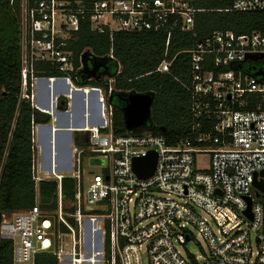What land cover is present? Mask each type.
Segmentation results:
<instances>
[{
  "label": "built area",
  "instance_id": "2783aa9c",
  "mask_svg": "<svg viewBox=\"0 0 264 264\" xmlns=\"http://www.w3.org/2000/svg\"><path fill=\"white\" fill-rule=\"evenodd\" d=\"M193 1L19 0L24 85L30 77L32 87L47 79L52 91L55 84L71 92L72 88L83 89L86 124L90 114L87 94L92 92L97 95L96 108L102 105L103 122L89 130H75L70 117L63 120H69L67 126L73 129L69 172H55L58 166L52 164L40 177L34 176L38 183L58 182L55 212L44 210L37 200L28 210L3 213L0 237L13 242L14 264H35L39 253L55 255L58 264H94L92 257H85L91 254L100 255L99 264H195L197 256L190 258L177 247L188 243L189 225L207 243L203 264H264V190L257 196L254 184L264 181V34L214 30L176 54H190L191 78L185 86L191 96L193 131L174 144L163 135L138 129L114 134L111 97L115 75H104L108 92L104 87L74 82L86 66L82 55L76 67L66 46L83 25L95 33L109 32L111 39L117 31L165 32L166 50L157 71L169 73L176 57L168 53L173 31L197 36L195 16L203 9ZM10 3L14 5L15 0ZM224 11L263 12L264 0H231ZM109 59H115L113 49ZM37 62L53 63L60 75L37 76ZM61 98L66 99L64 110L59 109ZM71 100V93L59 97L53 92L51 108L71 115ZM53 108L37 109L50 114L52 120ZM84 132L88 134L85 147L78 148L75 136ZM150 151L157 153L155 170L142 178L133 163ZM84 153L106 160L102 172L90 177L88 185L83 182L79 159ZM199 153L208 155V168L196 166ZM37 163L34 167L40 171L42 166ZM64 178L77 182L74 213L64 211ZM248 198L252 217L245 213ZM50 215H55V222ZM65 235L70 236L69 248L62 244ZM189 238L195 239L193 235Z\"/></svg>",
  "mask_w": 264,
  "mask_h": 264
},
{
  "label": "trees",
  "instance_id": "16d2710c",
  "mask_svg": "<svg viewBox=\"0 0 264 264\" xmlns=\"http://www.w3.org/2000/svg\"><path fill=\"white\" fill-rule=\"evenodd\" d=\"M192 4L196 8L203 9L195 16L194 32L197 36L194 37V33L175 29L168 50L170 58L180 51L190 49L197 37L207 36L214 30H232L238 34L259 31L264 34V11H224L231 6V0H194ZM66 47L72 51L76 67L81 63V56L88 53L86 50H90L88 54L95 59L107 60L105 66L93 77L86 75V71L91 70L89 64V69L81 70L78 77L74 78V82L77 86L104 87L108 92L109 85L104 80V75H115L111 99L112 126L115 135L127 134L122 113L125 103L118 94L137 92L154 95L151 119L147 126L149 133L163 135L170 144L190 136L193 131L191 96L185 86L191 78L190 54L186 52L178 54L169 73L157 71L166 50L165 32L117 31L113 33L111 39L109 32L95 33L88 25H83L68 41ZM111 49L115 59H109ZM35 69L37 76L60 75L51 62H37ZM74 91L84 92L83 89L72 88V99ZM25 92L28 96H25ZM32 93L31 78L28 77L26 85L22 78L19 0H15L14 5L10 0H0V223L3 213L12 214L33 207L38 191L43 209L53 211L58 206L56 180H41L37 191L33 172L37 153L34 130L38 124L54 125L55 137L52 143H47L48 132L45 131L47 134L39 139V149L42 161L43 158L45 162L50 158L52 163L53 157V161L58 166L59 161L64 160L61 148L65 147V133L60 130L73 129L59 128L62 125L59 124L58 113L53 107L52 121L50 114L35 108L31 100ZM77 96L71 115L62 114L61 120H66L68 117L73 121L79 120L80 106ZM39 105L41 106V103ZM66 105V99L61 98L59 109H66ZM76 126L78 129L75 130L90 129L87 124L84 125L85 128L80 127L83 126L80 124ZM40 132L41 130L38 129V133ZM78 134L75 136V142L77 145H82L83 139ZM42 169L43 167L40 171H43ZM59 170L63 169L55 168V172ZM61 177L65 176L61 175ZM76 186L74 179H62L66 214L75 212V206L67 207L66 201H75ZM67 217L72 225L77 227L75 219L68 215ZM63 230L67 228L63 227ZM85 239L87 244L86 235ZM13 251V242L0 237V264H14ZM95 255L85 257H92L90 263L99 264L100 255ZM35 264H58V259L51 253H39L36 255Z\"/></svg>",
  "mask_w": 264,
  "mask_h": 264
},
{
  "label": "water",
  "instance_id": "95a60500",
  "mask_svg": "<svg viewBox=\"0 0 264 264\" xmlns=\"http://www.w3.org/2000/svg\"><path fill=\"white\" fill-rule=\"evenodd\" d=\"M84 57V64L87 69H89V64L91 65V72L96 73L100 68L104 67L106 64V59H95L91 57L88 53H85L83 55ZM256 74H260V72H256ZM41 83L48 84L47 79H41ZM54 91H52V88L48 87V109L51 108V98ZM70 92V90H69ZM74 93H77V91H74ZM81 95V99L83 102V113L85 112V102L84 97L86 94L84 92L78 93ZM55 95V94H54ZM118 97L122 99L125 103V105L122 108L123 113V119L125 123V127L128 131H136L140 127H147L149 125L150 119H151V107L154 102V95L151 93H137V92H130L126 95L118 94ZM112 99V97H111ZM97 112L99 115L100 121L103 122L102 119V105L99 103L97 104ZM59 124L60 125H66V126H59V128L64 129H70V121L67 122L60 119V113L65 114L64 111H59ZM75 125H83L80 127H84L86 125V120L83 115H81V118H79L78 121H74ZM41 131H47L48 134L46 136V141L48 144H51L55 135H54V125L47 123V124H38L34 130V135L36 130L38 129ZM64 133H67L69 135V143L72 141V131L71 130H60ZM67 150L69 151V144L66 145ZM156 160H157V153L155 151H150L145 157L136 158L133 163V167L135 172L142 178H148L150 177L155 170L156 166ZM255 186L258 189L257 196H259V191L264 190V181H256L254 182ZM246 214H248L250 217H252L251 214V199L248 198V207L245 211Z\"/></svg>",
  "mask_w": 264,
  "mask_h": 264
},
{
  "label": "rangeland",
  "instance_id": "374dc122",
  "mask_svg": "<svg viewBox=\"0 0 264 264\" xmlns=\"http://www.w3.org/2000/svg\"><path fill=\"white\" fill-rule=\"evenodd\" d=\"M86 51L88 53L90 52V50H86ZM84 71H86V70H84ZM86 75L90 76V77H93V74H89L87 71H86ZM104 79H105V77H104ZM122 94L126 95L125 92H122ZM31 96H32L31 97L32 103L37 102L39 96H38V89H37L36 84L33 87V94ZM36 126H35V128H36ZM137 132H150V131L147 129V127H140L137 130ZM44 135H46V133L43 130L40 133H38L37 130L35 132V142H36V149H37V153H36V157H35V160H36L35 166L38 164L37 162L40 161L41 166L45 167V168L42 169L43 171L47 170L46 168L51 167L52 164H56L53 161V157H52V163L50 162L51 161L50 158L46 162H45L44 158H43V161L41 159L40 149H39V147H40L39 139H41ZM87 135L88 134L85 133V132L81 133V134H78V136L81 137V139H83V144L82 145H77L78 148L79 147L80 148L81 147H83V148L85 147V143H86V140H87ZM64 136H65V140H64L65 147L61 148V150H62L61 152H63L64 160H63V162L59 161L58 167H60V168H62V166H66L65 168H67V166L69 164H71V162H72L71 151L70 150L68 151L67 148H66V145L69 144V140H68L69 139V135L67 133H65ZM52 155H54V154H52ZM79 157H80L79 159L82 160V164H83V167H84V180H83V182H84L85 185H88V179L90 177H92L96 173L102 172V167L105 166L106 160L102 156H100L99 154L92 155V154H89V153H84V154H80ZM197 158L198 159H197L196 166L198 168H200V169L208 168L209 162H208V155L207 154L199 153ZM43 171H37V169L34 167V170H33L34 176L36 175V176L40 177L42 175ZM60 172L68 173L69 171L66 169V170H63V171L59 170L58 173H60ZM80 182H81V179L79 180V184H80ZM39 183L36 181L37 191H38V188H39ZM36 197H37L36 201L40 200L39 191H38V194H37ZM66 205H67V207H71L72 205H74V202L66 201ZM50 212L53 213V212H55V210L50 211ZM50 218H51V220L53 222H55V215H50ZM210 223H211L214 231H216V226H215V223L213 222V220H210ZM188 227L190 229V232H187L188 243L186 245L177 244V247H178L179 250L182 251V253L184 255H187L190 258H193L194 256H197L198 257V261L195 262V264H203L204 263L203 256L207 252V243H206L204 237L199 233L197 228H195L194 226H191V225H189ZM190 235H193L195 237V239L193 238L192 240H190V238H189ZM78 237L81 238V234L80 235L78 234ZM62 239H63L62 244H64L67 248H69L70 247V242H71L70 236L69 235H65ZM86 253H87V250H86Z\"/></svg>",
  "mask_w": 264,
  "mask_h": 264
},
{
  "label": "crops",
  "instance_id": "0c3cea01",
  "mask_svg": "<svg viewBox=\"0 0 264 264\" xmlns=\"http://www.w3.org/2000/svg\"><path fill=\"white\" fill-rule=\"evenodd\" d=\"M39 83V84H38ZM37 83V89H38V101L35 102L36 107L37 108H47L48 107V85L46 83H41L40 81ZM42 84V85H41ZM54 94L57 93V95L60 97L62 95H66V93H71V91L69 92V87L65 90V87L63 84L58 85L55 84L54 85ZM74 94V98L71 100L72 101V110L74 108V102L76 100V96H77V101L79 102V106H80V110H79V118H81V115H83V102L81 99V95L78 93H73ZM88 97V112L90 113L88 117H86L87 119V126H96L100 123L99 120V115L97 112V108H96V101H97V95L94 93H89L87 94ZM39 103H41V106L39 105ZM52 121V120H51ZM78 134V133H77ZM76 134V135H77ZM81 134V133H79ZM66 166H62L61 169L66 170L69 169V167L67 166V168H65Z\"/></svg>",
  "mask_w": 264,
  "mask_h": 264
}]
</instances>
